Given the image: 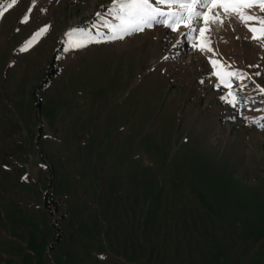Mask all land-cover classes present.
Listing matches in <instances>:
<instances>
[{
  "label": "rangeland",
  "instance_id": "374dc122",
  "mask_svg": "<svg viewBox=\"0 0 264 264\" xmlns=\"http://www.w3.org/2000/svg\"><path fill=\"white\" fill-rule=\"evenodd\" d=\"M9 2L0 264H264V127L242 118L264 116L255 85L237 114L213 87L212 53L182 27L65 51L71 28L107 31L111 0ZM250 35L234 18L214 26L213 58L260 71L264 86V49Z\"/></svg>",
  "mask_w": 264,
  "mask_h": 264
},
{
  "label": "snow or ice",
  "instance_id": "6c2138e0",
  "mask_svg": "<svg viewBox=\"0 0 264 264\" xmlns=\"http://www.w3.org/2000/svg\"><path fill=\"white\" fill-rule=\"evenodd\" d=\"M36 2L37 0H32L33 5ZM16 3L17 0H10L7 7L11 8ZM3 9L4 6L0 5V17L4 15ZM31 11L32 9L29 8L28 12ZM40 11L43 12L45 9ZM95 15L100 17L102 14L97 12ZM108 15L112 17V20L104 22L103 27L107 30L105 32L97 30L93 33L80 27L69 29L64 34L67 38L65 51L83 48L90 43L122 40L126 36L151 29L155 25H161L173 32L182 27L185 31L181 34L194 49L205 54L212 53V56H207V59L212 66L210 75L216 77L213 87L225 89L219 96L221 101L240 114L242 107L253 103L241 94L248 81H251L259 95L264 97V86L256 83L254 78L260 77L261 72L249 73L244 69L233 68L231 63L214 59L213 56L216 53L210 39L214 26L222 27L225 21L234 18L251 34L245 39L255 42L264 49V0H111ZM28 19V15L23 17L24 22ZM49 28V24L39 27L30 38L24 41L20 51L29 50ZM163 59H169V57H163ZM247 67L259 68V65H247ZM261 103H264V100ZM256 111H264V109H256ZM242 118L245 122L252 119L258 127H264L262 123L264 116L259 120L244 116Z\"/></svg>",
  "mask_w": 264,
  "mask_h": 264
}]
</instances>
